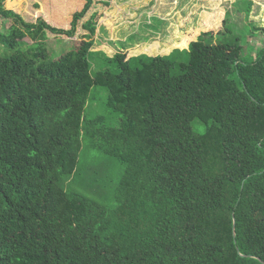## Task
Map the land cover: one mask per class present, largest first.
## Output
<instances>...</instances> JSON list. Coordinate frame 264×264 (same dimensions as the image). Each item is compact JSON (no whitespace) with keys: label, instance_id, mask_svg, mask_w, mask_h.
I'll return each instance as SVG.
<instances>
[{"label":"trees","instance_id":"obj_1","mask_svg":"<svg viewBox=\"0 0 264 264\" xmlns=\"http://www.w3.org/2000/svg\"><path fill=\"white\" fill-rule=\"evenodd\" d=\"M6 2L0 264H264V45L244 61L240 37L218 36L228 26L188 50L102 51L94 72V10L111 0H77L69 29ZM84 18L74 49L50 59L48 32L74 38ZM96 86L121 125L85 117ZM86 149L124 168L110 204L65 186Z\"/></svg>","mask_w":264,"mask_h":264},{"label":"rangeland","instance_id":"obj_2","mask_svg":"<svg viewBox=\"0 0 264 264\" xmlns=\"http://www.w3.org/2000/svg\"><path fill=\"white\" fill-rule=\"evenodd\" d=\"M112 1L111 15H109L110 26L103 18L105 24L99 26L100 32L97 29L94 50L100 53L93 59L91 58L94 72L104 66L102 51L111 56L116 52H124L130 57L141 53L166 54L168 44H170L169 49L180 47L188 50L192 40L199 38L205 30L212 29L218 32L228 26L231 33L218 36L229 40L240 37L241 48H243L241 56L244 61L251 62L257 58L264 45V31L257 29L264 28V0H251L253 5L249 16L239 10L243 8L244 1L250 0H240L239 5H237L239 0ZM77 3V0H7L6 2L8 7L16 8L27 21L33 22L38 17H43L53 25L64 26L67 29L70 28ZM161 3L171 9H159L157 4ZM98 7L102 9L103 5L99 4ZM173 8L176 9V13ZM84 20L85 18L79 23L74 38L66 34L56 35L48 32L49 38L46 43L50 59L59 58L65 52L74 49V40L86 32L81 27ZM211 23H213L212 26H210ZM2 24V19H0V32L9 26V23L4 27ZM173 31L180 32V36H176L178 33L173 36ZM171 40H175L174 45ZM29 42L26 39L21 46L26 48L24 45L29 46ZM107 103V90L100 86L94 87L87 102L85 117L88 120L100 117L104 123L109 125H121L124 119L123 114L114 111ZM89 152L90 149L84 151V154L88 156L82 172L66 178L65 186L110 204L124 168L113 156H107L98 151L90 154Z\"/></svg>","mask_w":264,"mask_h":264},{"label":"crops","instance_id":"obj_3","mask_svg":"<svg viewBox=\"0 0 264 264\" xmlns=\"http://www.w3.org/2000/svg\"><path fill=\"white\" fill-rule=\"evenodd\" d=\"M113 1L111 0V3H112ZM112 5L113 4H110L109 6H105L104 4H103V7H102V9L100 8V7H98L97 9H95L94 10V12H97V17H96V21H97V29H99V32H100V27L99 26H101V25H104L105 24V21H104V19L103 18H105V20H106V23H107V25L108 26H110V24H111V20H109V15H111V12H110V9H111V7H112ZM159 5V9H166L167 7L164 5V4H157V6ZM188 5V4H187ZM168 10H170L171 8L170 7H168L167 8ZM173 10H174V12L176 13L177 11H176V9L175 8H173ZM152 17V16H151ZM119 18V17H118ZM212 24L213 23H211L210 24V26H212ZM212 30V29H211ZM98 31V30H97ZM178 33V34H177ZM177 34V35H176ZM179 34H181L180 32H176V31H173V36H180ZM172 41V45H174V43H175V40H171ZM169 46H170V44H168L167 45V47L168 48H166V50H168V51H166L165 50V53H169V52H171L172 50H174V47L173 48H170L169 49ZM177 47V46H176ZM180 48V47H179Z\"/></svg>","mask_w":264,"mask_h":264}]
</instances>
